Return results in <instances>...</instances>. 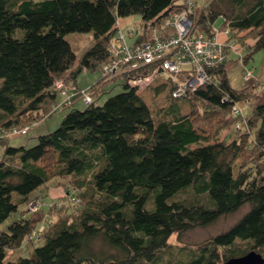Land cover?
Masks as SVG:
<instances>
[{
	"label": "trees",
	"instance_id": "obj_1",
	"mask_svg": "<svg viewBox=\"0 0 264 264\" xmlns=\"http://www.w3.org/2000/svg\"><path fill=\"white\" fill-rule=\"evenodd\" d=\"M186 6L185 0H0V129L48 114L63 98L55 88L60 78L96 98L66 112L36 144H4L0 224L19 216L0 231V264H161L174 233L180 237L212 224L246 203L250 209L237 222L193 249L183 264H222L251 250L264 256V173L248 165L244 140L212 137L197 125L215 109L229 112L226 119L233 123L239 115L233 106L246 104L245 116L255 107V121L254 114L247 119L250 125L259 122L250 142L264 155V96L251 106L248 87L231 85L229 59L209 68V80L179 98L169 74L148 85L156 94L169 93V104L157 113L135 82L164 70L161 61L107 81L99 77V87L83 88L77 81L83 69L99 71L110 61L118 18L139 15L142 22L161 26ZM192 11L194 25L209 35L218 17L234 30L232 42L235 31L255 32L240 61L264 50V0H208ZM71 32L92 36L80 58L67 39ZM190 74L182 69L176 82ZM118 79L124 80L123 89L97 101ZM57 178L70 183L66 197L30 209L36 191ZM57 201L69 206L68 215L52 220L51 215L58 217ZM38 239L44 242L33 246Z\"/></svg>",
	"mask_w": 264,
	"mask_h": 264
},
{
	"label": "rangeland",
	"instance_id": "obj_2",
	"mask_svg": "<svg viewBox=\"0 0 264 264\" xmlns=\"http://www.w3.org/2000/svg\"><path fill=\"white\" fill-rule=\"evenodd\" d=\"M208 0H192V8L195 9L196 6H202V4H206ZM188 6H186L187 8ZM193 13V11H192ZM117 26L118 28L122 27L123 29H126L128 27H132L133 29L131 31H149L152 29L151 26L148 25L149 21L142 22L141 17L139 15H130L125 17L118 18ZM223 19L222 17H218L215 22L214 26L212 25L211 31H215L213 34L209 35L206 30H203L199 24H196L194 33L198 34L204 33V37H209L217 40V42H222L226 37L232 38V33L234 30H232L228 26H223ZM223 26V27H222ZM170 29L176 32V27L170 26ZM171 30V31H172ZM130 31V32H131ZM128 33L126 36V42L127 44H132L135 33ZM242 31H235L236 37L234 38L233 45L229 46V50L226 51L228 63L226 66H228L230 69L228 70V77L231 85L234 88L241 89L244 86L248 87L249 97L251 100V106L256 105L259 101H262V98L264 96V50L260 49L257 50L254 54L251 60L247 62H242L240 60L243 59V54L245 53L246 49L250 47L249 42H253L255 39V32L252 30H244V32L240 33ZM227 33V34H226ZM240 35V36H239ZM207 37V38H208ZM67 39L71 42L74 50L77 53V57L80 58L81 55L93 44V39L90 33L87 32H71L67 35ZM247 43V44H246ZM119 45L116 44V40L113 39V41L110 43V60L111 57H121L123 52L119 49ZM237 56V57H234ZM236 58H238V61H235ZM100 71L101 67L96 71L89 70V69H83L81 72H79L77 76V81L83 88L98 86L102 83H98L99 77H100ZM163 74V72H157ZM122 73H118L116 76L121 75ZM167 73L165 72L163 75H159L156 77V79L150 83L154 84L157 83L159 80L164 81V79L167 77ZM64 79V78H60ZM154 79V78H153ZM252 79V80H251ZM123 79H118L115 83H112L108 86V88L105 90L104 94H101L97 101H104L108 96L117 93L123 89ZM261 84V85H259ZM69 85V84H67ZM151 85V84H150ZM75 85L70 84L69 90L73 89ZM90 89V88H89ZM85 90V89H84ZM153 89L146 88L145 84H142L140 86V93L143 95L147 103L149 104L150 108L154 111V113H157L159 110L163 109L169 104V93L166 90L161 91L160 94H156ZM86 91V90H85ZM88 93V91H86ZM57 107L54 109H61V111L68 112L72 108H85L86 104L82 102V100L74 101L72 105H69L68 103H62V100L59 101L57 104ZM243 105L242 109L238 111L235 110V106H233V113L239 114L236 116V119L233 121V123H230L226 119L229 112L227 111H220L218 109H215L213 111L208 112V118L207 121H200L197 122V125L201 127L202 131L210 136L215 135H232L237 138H241L246 142V148H244V157L247 158L248 165H254L257 166L256 169H260L261 172L264 173V155L260 154V151L257 150L256 147L253 146V144L250 142V135L251 133H254L255 128L257 127L258 123L256 125H253L248 123L249 118H252L254 112V108L251 112V115H242L241 110L244 111V107L246 104H240ZM239 105V106H240ZM53 108V107H52ZM184 111H188L189 107L187 104H184L183 106ZM244 108V109H243ZM248 110V109H247ZM59 111L52 117L48 118L47 120L55 118L57 115L60 114ZM249 111V110H248ZM247 111V112H248ZM62 113V112H61ZM232 113V114H233ZM244 113V112H243ZM159 116V115H157ZM200 118H202L200 115H198ZM253 121H255L257 115L254 114ZM219 118L220 121L218 120ZM248 119V120H247ZM46 120V121H47ZM262 121V119H260ZM39 122V121H38ZM205 122V123H204ZM45 124V122H43ZM43 123H34L32 127L28 128L27 133H21L19 135L12 134L10 136H6L5 140H0V159L3 156L4 153V144H10L13 146H20L22 144H27L28 146H32L36 144L39 129L42 127ZM31 124V123H30ZM28 125V124H26ZM24 125V126H26ZM59 125V124H58ZM58 125L55 127H51L49 130H54ZM21 126V127H24ZM244 128V129H243ZM246 130L248 132H243V130ZM44 132V131H40ZM69 181L64 178H57L49 181L48 185H43L40 187L34 197H32L29 201V208L31 209L30 205L32 204V201H35L33 203L38 202L40 206L47 207L48 204H52L54 202V198H64L67 195V189L70 187ZM69 185V186H68ZM53 188V193L51 189ZM37 194V195H36ZM40 195V197H39ZM55 195V196H53ZM54 197V198H53ZM58 198V199H59ZM40 200V202H39ZM63 200V199H62ZM57 206L55 209L57 210L56 216L58 217H51L52 220H56L61 217H66L69 206L66 205V203H63L61 205H58V201L56 202ZM39 206V207H40ZM26 206H23V208ZM250 209V203H246L242 205L237 211L223 215L219 217L215 222L212 224H209L207 226L203 227H196L193 229H190L180 235V237L174 233L170 237V245L171 249L170 252L164 251L163 255H161V264H183L185 263L190 256L192 255L193 249H197V247L203 245L205 242H208L210 238L215 236L216 234L223 232L230 228L235 222L238 221L239 218H241L248 210ZM32 210H35L32 208ZM19 216L18 213L13 214L11 217H9L5 222L0 224V231L7 228V226ZM42 227V226H41ZM44 242L43 239H38L34 241L33 246H39ZM30 248V247H29ZM195 249V250H196ZM21 252V251H19ZM23 252V251H22ZM160 264V263H159Z\"/></svg>",
	"mask_w": 264,
	"mask_h": 264
},
{
	"label": "built area",
	"instance_id": "obj_3",
	"mask_svg": "<svg viewBox=\"0 0 264 264\" xmlns=\"http://www.w3.org/2000/svg\"><path fill=\"white\" fill-rule=\"evenodd\" d=\"M185 2L188 7L164 20L161 26H155L149 21L148 25L152 27L149 31H131L133 25L125 30L120 27L114 39L123 54L121 57H111V60L101 67L100 78L106 79L118 73L128 72L146 64L161 61L164 70L159 69L146 78L139 77L135 83L139 86L145 84L147 87L152 84L150 82L154 81L157 76L162 75L157 72H166L170 77L169 82L176 83L173 96L179 98L184 96L186 92L193 91L208 81L209 74L207 70L227 60L226 51L233 43L231 42L226 46L228 44L226 40L220 43L208 36V38L204 37V33L200 32L199 35L194 33L195 25L191 16L193 10L192 0H185ZM170 26L176 27V32L170 29ZM127 32L135 33L132 44L126 42ZM139 38L142 39L139 40ZM184 68L191 69L192 74L183 82L177 83L175 77ZM68 87L69 85L65 84L63 79H58L55 82V88L63 95L62 103L72 105L76 95L80 96L86 105L95 101L92 94L89 91L87 93L86 89L85 91L74 86L71 89L72 92H70ZM55 107L57 105H53L52 110L44 115V119L55 111ZM234 108L240 110L237 105ZM34 123L39 122H32L24 127L2 128L0 129V140L12 134H26L28 128L32 127ZM32 204L31 208L35 210L39 206L38 202ZM39 230H42V227Z\"/></svg>",
	"mask_w": 264,
	"mask_h": 264
},
{
	"label": "water",
	"instance_id": "obj_4",
	"mask_svg": "<svg viewBox=\"0 0 264 264\" xmlns=\"http://www.w3.org/2000/svg\"><path fill=\"white\" fill-rule=\"evenodd\" d=\"M264 256L256 250L248 251L240 256L232 257L222 264H263Z\"/></svg>",
	"mask_w": 264,
	"mask_h": 264
},
{
	"label": "crops",
	"instance_id": "obj_5",
	"mask_svg": "<svg viewBox=\"0 0 264 264\" xmlns=\"http://www.w3.org/2000/svg\"><path fill=\"white\" fill-rule=\"evenodd\" d=\"M61 112H62V113H61ZM61 112H60V114L57 115L55 118L50 119V120H47V121L45 122V124L43 123V124H42V127L38 130V131H39L38 133H42V132H40V131H44V132L49 131V129H50L52 126L55 127L56 125H58L59 122H60V120L62 119V117H63L64 114L66 113V112H64V111H61Z\"/></svg>",
	"mask_w": 264,
	"mask_h": 264
},
{
	"label": "bare ground",
	"instance_id": "obj_6",
	"mask_svg": "<svg viewBox=\"0 0 264 264\" xmlns=\"http://www.w3.org/2000/svg\"><path fill=\"white\" fill-rule=\"evenodd\" d=\"M224 40H226V42L228 43L226 46H228L229 45V43H231L232 41H230V39H229V37L228 38H226V39H224ZM221 63H219L218 65H220ZM116 77V75H112V76H109V77H107L106 78V80L105 81H107V80H110V79H112V78H115ZM81 99V97L80 96H78V95H76V98H75V100L76 101H79ZM93 99L94 100H96V98L95 97H93ZM49 115H51V114H49ZM47 116L45 119H44V114L43 115H41V118L39 119V120H37V121H39L40 123H43V122H46V120H47V118H49L50 116Z\"/></svg>",
	"mask_w": 264,
	"mask_h": 264
}]
</instances>
